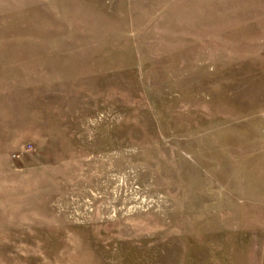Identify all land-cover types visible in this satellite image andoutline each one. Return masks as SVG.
Segmentation results:
<instances>
[{"label": "rangeland", "instance_id": "obj_1", "mask_svg": "<svg viewBox=\"0 0 264 264\" xmlns=\"http://www.w3.org/2000/svg\"><path fill=\"white\" fill-rule=\"evenodd\" d=\"M0 264H264V0H0Z\"/></svg>", "mask_w": 264, "mask_h": 264}]
</instances>
